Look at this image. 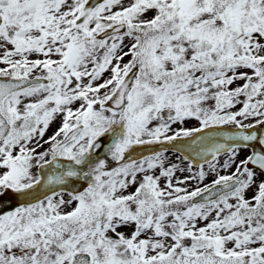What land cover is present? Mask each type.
<instances>
[{"label": "snow or ice", "instance_id": "obj_1", "mask_svg": "<svg viewBox=\"0 0 264 264\" xmlns=\"http://www.w3.org/2000/svg\"><path fill=\"white\" fill-rule=\"evenodd\" d=\"M0 264H264V0H0Z\"/></svg>", "mask_w": 264, "mask_h": 264}, {"label": "rangeland", "instance_id": "obj_2", "mask_svg": "<svg viewBox=\"0 0 264 264\" xmlns=\"http://www.w3.org/2000/svg\"><path fill=\"white\" fill-rule=\"evenodd\" d=\"M124 2H125V3H128V2H129V0H124Z\"/></svg>", "mask_w": 264, "mask_h": 264}]
</instances>
